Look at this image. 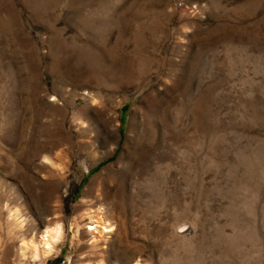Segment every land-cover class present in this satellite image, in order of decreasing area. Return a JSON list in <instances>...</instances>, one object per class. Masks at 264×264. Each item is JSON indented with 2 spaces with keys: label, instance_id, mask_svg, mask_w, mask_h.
<instances>
[{
  "label": "rangeland",
  "instance_id": "obj_1",
  "mask_svg": "<svg viewBox=\"0 0 264 264\" xmlns=\"http://www.w3.org/2000/svg\"><path fill=\"white\" fill-rule=\"evenodd\" d=\"M0 264H264V0H0Z\"/></svg>",
  "mask_w": 264,
  "mask_h": 264
},
{
  "label": "bare ground",
  "instance_id": "obj_2",
  "mask_svg": "<svg viewBox=\"0 0 264 264\" xmlns=\"http://www.w3.org/2000/svg\"><path fill=\"white\" fill-rule=\"evenodd\" d=\"M104 231H110L112 228H110V225H105L103 227ZM183 231V230H182ZM62 233V226L61 224L56 225L55 227H52L51 229H47L42 238V243L45 245L46 251H51L53 247V242L56 241L58 238H60ZM35 245V250L38 249V244Z\"/></svg>",
  "mask_w": 264,
  "mask_h": 264
},
{
  "label": "built area",
  "instance_id": "obj_3",
  "mask_svg": "<svg viewBox=\"0 0 264 264\" xmlns=\"http://www.w3.org/2000/svg\"><path fill=\"white\" fill-rule=\"evenodd\" d=\"M176 5L182 6V2H180V1L176 2Z\"/></svg>",
  "mask_w": 264,
  "mask_h": 264
}]
</instances>
